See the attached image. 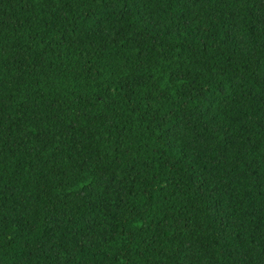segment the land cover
<instances>
[{"label":"trees","instance_id":"16d2710c","mask_svg":"<svg viewBox=\"0 0 264 264\" xmlns=\"http://www.w3.org/2000/svg\"><path fill=\"white\" fill-rule=\"evenodd\" d=\"M0 264H264V0H0Z\"/></svg>","mask_w":264,"mask_h":264}]
</instances>
